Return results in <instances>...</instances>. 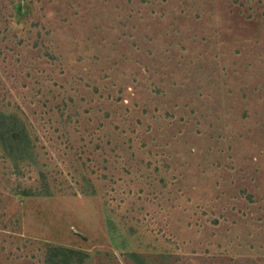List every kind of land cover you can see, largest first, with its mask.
<instances>
[{
	"label": "rangeland",
	"instance_id": "374dc122",
	"mask_svg": "<svg viewBox=\"0 0 264 264\" xmlns=\"http://www.w3.org/2000/svg\"><path fill=\"white\" fill-rule=\"evenodd\" d=\"M0 116V264H264V0H0Z\"/></svg>",
	"mask_w": 264,
	"mask_h": 264
},
{
	"label": "trees",
	"instance_id": "16d2710c",
	"mask_svg": "<svg viewBox=\"0 0 264 264\" xmlns=\"http://www.w3.org/2000/svg\"><path fill=\"white\" fill-rule=\"evenodd\" d=\"M13 122H11L8 118H5L4 116H0V128H2L4 130V127H5V129H7L5 131L10 133V134L13 133V131L15 129L14 126L16 125L15 124L16 122L15 121H13ZM132 256L136 257L135 254H133Z\"/></svg>",
	"mask_w": 264,
	"mask_h": 264
}]
</instances>
